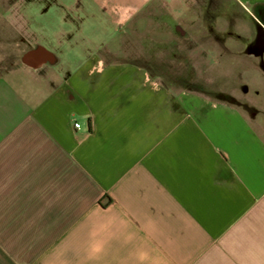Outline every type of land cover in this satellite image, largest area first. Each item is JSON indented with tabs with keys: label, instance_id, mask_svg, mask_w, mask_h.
Wrapping results in <instances>:
<instances>
[{
	"label": "crops",
	"instance_id": "1",
	"mask_svg": "<svg viewBox=\"0 0 264 264\" xmlns=\"http://www.w3.org/2000/svg\"><path fill=\"white\" fill-rule=\"evenodd\" d=\"M15 1H0V264H264V34L239 37L261 48L244 52L193 35L205 83L168 82L99 17L48 35ZM237 1L264 25V0ZM88 2L122 28L208 0Z\"/></svg>",
	"mask_w": 264,
	"mask_h": 264
},
{
	"label": "rangeland",
	"instance_id": "2",
	"mask_svg": "<svg viewBox=\"0 0 264 264\" xmlns=\"http://www.w3.org/2000/svg\"><path fill=\"white\" fill-rule=\"evenodd\" d=\"M14 1L11 0V4ZM66 2L70 6L67 10L62 6ZM15 4L23 8L26 18L30 19L31 22L36 20V23L38 21L39 24H42L43 32L48 35L53 29V26H50L51 22L55 21V19L61 21L65 14L66 17L74 20L82 17H85V20L93 19V16L99 17L100 20L104 21V37L107 41L110 40L115 43V47L118 48L120 46L118 37L120 36L119 38L123 39V41L120 40L123 48L127 49L126 51H128L130 56L128 58L143 64H145V50L149 49L153 55H151L150 61H153L158 69L165 71L160 76L168 82L176 81V79L181 77L183 81L205 83L207 77L205 78L206 75L203 74V67L206 65V59L202 55L198 57L200 59L195 58L192 49L198 44L191 41L193 35L201 37V34L210 33L225 36L232 50L244 52L246 50L257 51L261 48L256 46L246 47L243 42L238 43L239 37L246 35L261 36L264 34V25L252 7L241 5L237 0H208L204 6L205 9H198L197 11L183 10L174 13V11L162 9L150 10L145 13V10H143L136 16L134 22L137 23L136 26L128 25L129 27L122 26V28L116 19L117 14L110 11V6H107L108 10L106 11L97 9L93 11L92 9H87V6H89L88 0H16ZM86 13H88V16H86ZM191 17L199 19L195 26L189 24ZM32 30H35L33 25L26 26L27 33ZM124 30L127 31L125 32ZM152 35L164 36L170 39V42L150 41L149 39ZM77 40L79 39H75V41ZM30 41L31 44H35L32 37ZM42 43L45 44V41H42ZM75 44L70 43L69 46H74ZM106 46L109 47L108 44ZM177 46L181 47L180 52H177ZM201 50L202 48L198 51L200 52ZM58 51L61 54L60 56L65 58L67 53L74 50L70 49L69 51L64 45L63 49ZM173 51L178 54L176 58H174L175 56L173 57ZM231 51L229 55H231ZM189 55L193 58L191 59ZM125 59L127 58L125 57ZM190 61L198 65L194 67V69H197L196 72H193V65H191L192 62L190 63ZM214 77L217 88H225L224 90L235 88V81L227 76L215 74ZM187 86H194V84L189 83ZM238 91L241 93V89Z\"/></svg>",
	"mask_w": 264,
	"mask_h": 264
},
{
	"label": "built area",
	"instance_id": "3",
	"mask_svg": "<svg viewBox=\"0 0 264 264\" xmlns=\"http://www.w3.org/2000/svg\"><path fill=\"white\" fill-rule=\"evenodd\" d=\"M75 128L79 129L80 128V124L79 123H75Z\"/></svg>",
	"mask_w": 264,
	"mask_h": 264
}]
</instances>
